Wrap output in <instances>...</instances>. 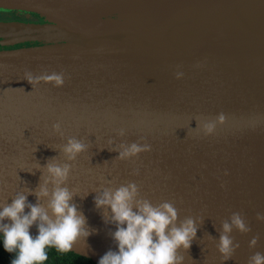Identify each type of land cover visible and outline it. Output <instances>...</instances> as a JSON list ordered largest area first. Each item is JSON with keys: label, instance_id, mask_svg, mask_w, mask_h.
Segmentation results:
<instances>
[{"label": "water", "instance_id": "1", "mask_svg": "<svg viewBox=\"0 0 264 264\" xmlns=\"http://www.w3.org/2000/svg\"><path fill=\"white\" fill-rule=\"evenodd\" d=\"M139 4L159 7L120 16ZM0 13L16 17L0 20V208L17 192L37 203L29 190L55 157L71 164L64 186L95 230L76 254L98 263L117 250L111 210L94 197L129 182L153 205L172 202L177 225L196 221L190 249L178 250L183 264L264 254V0H0ZM29 72L63 73L64 84ZM220 113L225 122L205 135L200 125ZM69 137L88 145L74 161L62 151ZM133 142L150 150L117 159ZM233 212L251 231L233 229L240 246L224 260L217 244Z\"/></svg>", "mask_w": 264, "mask_h": 264}, {"label": "clouds", "instance_id": "2", "mask_svg": "<svg viewBox=\"0 0 264 264\" xmlns=\"http://www.w3.org/2000/svg\"><path fill=\"white\" fill-rule=\"evenodd\" d=\"M27 75L30 80H45L53 82L54 86L64 84L63 73L53 72L34 77L29 72ZM175 75L180 78L183 72H176ZM225 119V114L220 113L215 120H206L200 126L204 134L209 135L215 131L217 123L223 124ZM52 127L63 135L59 123ZM120 135H123V130ZM121 147L123 150L119 151L116 158L127 160L149 151L151 146L133 142ZM87 148L88 145L82 140L69 137L62 151L67 161H74ZM54 159L51 158L43 166L47 176L38 185L39 190H29V194L36 195L37 203L29 202L27 195L17 192L11 203H5L0 208V236L4 251L15 253L11 264H43L48 259L46 248L55 246L61 252L71 251L79 239H86L95 231L88 227L86 217L72 203L73 193L64 186L71 164L50 162ZM133 175H139V170L134 169ZM49 183L53 185L51 192L47 187ZM46 197L50 199L44 206L39 201ZM138 197L139 187L135 182L105 189L94 197L97 208L111 210V220L105 222L115 225V231L110 235L117 247V250L105 252L98 264H183L184 257L178 254V250L190 249L197 235L196 221L186 217L177 225L178 210L172 202L153 205L150 200ZM257 219L264 220V215L257 213ZM33 226L37 228L35 236L30 232ZM233 229L240 233L251 231L240 212H233L222 224L217 249L224 260L231 259L240 246L231 235ZM258 239V236L253 237L249 247H255ZM248 264H264V254L254 253Z\"/></svg>", "mask_w": 264, "mask_h": 264}, {"label": "trees", "instance_id": "3", "mask_svg": "<svg viewBox=\"0 0 264 264\" xmlns=\"http://www.w3.org/2000/svg\"><path fill=\"white\" fill-rule=\"evenodd\" d=\"M2 15H6L1 13ZM48 259L43 264H98L92 259L76 254L73 251L61 252L55 246L46 248ZM15 253L4 251L3 240L0 237V264H11Z\"/></svg>", "mask_w": 264, "mask_h": 264}, {"label": "bare ground", "instance_id": "4", "mask_svg": "<svg viewBox=\"0 0 264 264\" xmlns=\"http://www.w3.org/2000/svg\"><path fill=\"white\" fill-rule=\"evenodd\" d=\"M159 5L156 4H139V5H131V6H122L120 7V16L124 17V16H128L130 14H134L137 11H146L149 9H154V8H158ZM84 14V13H83ZM102 17V16H101ZM105 21H117L119 20L118 18L114 17V16H108L106 18H104ZM67 26L70 28H73V23H67Z\"/></svg>", "mask_w": 264, "mask_h": 264}, {"label": "rangeland", "instance_id": "5", "mask_svg": "<svg viewBox=\"0 0 264 264\" xmlns=\"http://www.w3.org/2000/svg\"><path fill=\"white\" fill-rule=\"evenodd\" d=\"M9 18L16 19L15 16L9 17L8 15H2V14L0 13V20H7V19H9Z\"/></svg>", "mask_w": 264, "mask_h": 264}]
</instances>
